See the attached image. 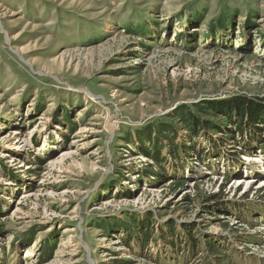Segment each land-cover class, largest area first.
Listing matches in <instances>:
<instances>
[{
	"label": "rangeland",
	"instance_id": "374dc122",
	"mask_svg": "<svg viewBox=\"0 0 264 264\" xmlns=\"http://www.w3.org/2000/svg\"><path fill=\"white\" fill-rule=\"evenodd\" d=\"M0 23V264H264V129L216 113L264 101V0H0Z\"/></svg>",
	"mask_w": 264,
	"mask_h": 264
},
{
	"label": "trees",
	"instance_id": "16d2710c",
	"mask_svg": "<svg viewBox=\"0 0 264 264\" xmlns=\"http://www.w3.org/2000/svg\"><path fill=\"white\" fill-rule=\"evenodd\" d=\"M228 103L225 108L220 109V111H216V113H223L226 116L231 117V113L237 114L239 119L238 129H243L242 125L244 123L245 118L247 119L248 127L256 129V130H263V127L255 128V124H264V101H257L255 99L249 97H231L223 103ZM215 114V113H214ZM191 125H189V129L193 130V135L197 133L198 126L201 125V119L196 116H190ZM203 123V122H202ZM207 123V122H205ZM208 124V123H207ZM208 126V125H207ZM210 126L215 127L214 130L221 129L218 125L210 124ZM151 138V137H150ZM251 140H253L251 138ZM264 151V149H263ZM147 156L153 157V159L158 160V155H151V153H146ZM182 180H175V184H182Z\"/></svg>",
	"mask_w": 264,
	"mask_h": 264
},
{
	"label": "bare ground",
	"instance_id": "6f19581e",
	"mask_svg": "<svg viewBox=\"0 0 264 264\" xmlns=\"http://www.w3.org/2000/svg\"><path fill=\"white\" fill-rule=\"evenodd\" d=\"M3 26H2V23H0V28H2ZM92 96V95H91ZM110 110V109H109ZM117 118V117H116ZM116 123H118L116 120H113V121H111V122H109V124H108V127H109V130H110V132L111 133H113L114 132V129H115V127H116ZM18 133V132H17ZM215 133V132H214ZM17 137V136H16ZM75 139V138H74ZM145 160H148V159H145ZM255 161L256 162H260V163H262V164H264V154L263 153H260V154H258L257 156H256V158H255ZM59 162V161H58ZM22 165H24V163H22ZM27 165V164H26ZM34 166H32L31 164H28L27 165V169H30V168H33ZM250 180H248L247 181V183H246V180H244V183H246L247 185H249V183L250 182H252L253 180L251 179V178H249ZM41 182V181H40ZM240 183H243V178H240ZM238 187V186H237ZM261 189V188H260ZM33 194V192H30V191H25V192H23L22 193V197H27V196H30V195H32ZM19 210H21V209H19ZM75 229L74 228H66V232H72V231H74ZM117 244V243H116ZM117 247L116 248H113V249H115L114 250V252L112 253V255L110 256V257H108L107 258V260H110V259H112L115 255H117L118 254V252H117V249L119 250V249H121L120 247H119V245H116ZM34 247H32L31 249H29V250H27L26 251V254L23 256V258L24 259H30L34 254H33V251H34ZM33 250V251H32ZM69 254V253H68ZM61 261V260H60Z\"/></svg>",
	"mask_w": 264,
	"mask_h": 264
}]
</instances>
